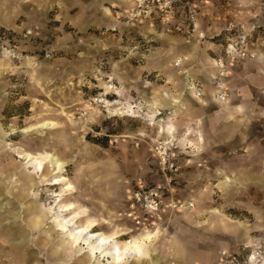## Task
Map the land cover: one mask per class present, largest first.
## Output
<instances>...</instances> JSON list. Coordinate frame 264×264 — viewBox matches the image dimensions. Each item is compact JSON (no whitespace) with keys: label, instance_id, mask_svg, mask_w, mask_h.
Returning <instances> with one entry per match:
<instances>
[{"label":"rangeland","instance_id":"rangeland-1","mask_svg":"<svg viewBox=\"0 0 264 264\" xmlns=\"http://www.w3.org/2000/svg\"><path fill=\"white\" fill-rule=\"evenodd\" d=\"M214 2L102 1L97 10L88 8L87 21L99 22L86 25L72 22L79 19V5L27 2L34 5L32 17L19 14L21 27L10 31L12 44L28 56L0 63V264H144L135 260L155 254L162 264H264V150L248 147L252 140L264 144L263 132L250 135L246 147L229 150L208 144L187 124L178 128L184 122L178 114L187 113L190 100L204 103V96L198 100L188 92L189 83L179 103L151 102L162 111L153 121L112 115L93 102L107 84L122 89L119 97L111 89L107 100L147 109V100L160 101L161 87L179 92L167 83L171 72L158 69L185 46L176 37L196 43L204 54L218 31L222 46L215 59L224 58L228 44L252 51L257 28L246 34L242 24L229 23L230 16L243 14L240 8L231 0ZM211 78L226 81L219 71ZM169 115L176 118L165 120ZM44 122L54 127L32 129ZM48 153L64 163L60 172L49 169ZM29 154L43 162L41 173ZM58 213L77 228L94 225L105 236L118 231L120 237L111 236L123 258L115 262L69 240L56 222ZM172 243L178 254H171ZM128 244L139 245L141 255L126 257Z\"/></svg>","mask_w":264,"mask_h":264},{"label":"crops","instance_id":"crops-1","mask_svg":"<svg viewBox=\"0 0 264 264\" xmlns=\"http://www.w3.org/2000/svg\"><path fill=\"white\" fill-rule=\"evenodd\" d=\"M30 1L34 0H0V31H4L11 39L13 38V33L10 30L18 32L17 30L21 27V25L16 22V18L19 14H24L27 19L28 17H32L34 5L30 7V4L27 3ZM54 1L63 8L64 6L67 8L72 5H79V7H81L80 14L78 16L79 19H74L72 22H74V24L81 25L90 23L97 24L99 22L97 19L87 21L88 8L94 7L95 10H97L98 5H100L102 1L109 3L122 2V0H91V4H87V0ZM210 2L215 3L214 0H210ZM230 3L235 5V8H240L239 12L243 13L230 16V18H232L229 22L230 24H242L245 29L243 32L246 34L247 32L249 34L253 27H256L257 29L252 32V48L248 46L252 49L251 52L254 56L245 58L244 60L242 59L234 66L228 67V69L225 68L226 77L223 78L226 80L224 87L227 93L226 100L224 102H218L215 98L219 81L218 79L213 80L211 78L217 77V72L219 71L214 62V56L219 54V51L217 50H219L220 46H222L219 37L220 33H218V31L213 32L210 40L207 41V51H203L204 54H202V51H197L198 46L196 43L186 45L176 37L175 39L178 40L179 45L185 46L162 59L159 62L160 64L158 69H161V71L164 70L171 72L172 75L168 79L167 83L172 82L175 85L176 90L180 91L173 92L172 90H167V87H161L159 93L160 101L147 100L150 104L151 102L157 104L162 102L167 103L168 100L179 103L178 100H181V95H183L181 94V90H186L187 84L190 81L199 85V88L203 92L204 98H202L204 103H198L195 99L190 100L189 106L186 107L187 113L184 115L178 114V121H184L178 125V128H182L183 130L187 124L191 127L192 134L194 133L199 138L206 136L208 144H219L226 146L229 150L235 148L236 146L246 147L247 138L250 135L252 136L257 133V131L264 133V0H231ZM23 7H26V10H23ZM113 20L114 18H112L111 22H113ZM26 29L30 28L23 27L20 31ZM162 53L163 51L160 54ZM180 58L183 59V64L180 67H175L174 61ZM171 66L173 68H180L179 72L172 69ZM33 69L35 72V68ZM40 73H45V70H42ZM169 86L172 88L171 84L168 85V87ZM188 92H190L192 96L194 95V97H196L192 91L188 90ZM198 100H200V98H198ZM195 102H197V107L200 112H204L205 115L203 117L198 116L199 113L197 112L198 109ZM209 108H211V111L208 110ZM164 110H166V108H164ZM195 127L197 128V131L194 129ZM251 146H253L254 149H260L261 151L264 150V144L260 143L258 140H252L251 144H248V147ZM226 177L233 178L230 176ZM238 181L240 180L237 179V182ZM259 182L264 184V181ZM111 235H117V237H120L121 234L118 231H114ZM58 247L60 249H64L60 245ZM171 247V254H173V252L174 254H178L179 250L176 245L172 243ZM64 250L65 256H67L68 252L66 249ZM146 256L149 257L155 264H162L163 260H161V255H145L144 257ZM144 257L143 259H145ZM143 259L135 261L146 264L143 262ZM127 262H129V260L123 263ZM208 262L210 263V261ZM208 262L205 261L206 264H208ZM81 264H88V260L82 259Z\"/></svg>","mask_w":264,"mask_h":264},{"label":"bare ground","instance_id":"bare-ground-1","mask_svg":"<svg viewBox=\"0 0 264 264\" xmlns=\"http://www.w3.org/2000/svg\"><path fill=\"white\" fill-rule=\"evenodd\" d=\"M114 21H116L115 18H114L113 22ZM114 29H115V27H113V30ZM182 64H183V59H181V58L176 59L174 61L175 67H176V65L180 67ZM215 65H217L216 60H215ZM31 66L33 67L32 63H31ZM33 68H35V66ZM218 70H219V78H223L224 76H226V73L222 72L221 69H218ZM0 71H1V68H0ZM222 81L223 80H221V82L219 81V85H218V89H217L216 93H218L219 90H221L225 87V83H223ZM188 88L190 91H192L195 94L196 97L200 98V100H201L202 97L197 96V93L195 91V85L193 82H189ZM111 89H113V91ZM121 90L122 89L118 88L117 86H114L112 84H110V85L107 84L106 89L104 88V92H103L104 95L93 98V102L102 103V106H104L106 108V110L109 113H111L112 115H118V114L139 115L140 114V115L144 116V118L148 121H153L156 119L158 111L161 110V109H159L160 107H157V105L149 104L150 108L147 109L146 107H141L136 102L135 103L125 102L119 98H114L111 100H107V98H105L106 95L109 94L111 91L116 93L119 97V93H121ZM202 101H204V100H202ZM219 101L220 100H218V102ZM224 101H222V102H224ZM174 118H176L174 115L173 116L169 115L165 120H173ZM53 124L54 123L44 122V123L36 125L32 129H37V128L50 129V128L54 127ZM32 129L31 128H25V129H23V132H29ZM45 160L46 161L48 160L49 169L54 167V169H51V170L55 171L54 173L60 172L64 166V163L59 161L58 157H56L55 155H53L51 153H48L46 155ZM28 161H30V162L32 161V164L35 166V171H38L40 173L42 172L43 162L37 156L29 154L28 155ZM65 219H67V218H65ZM56 222L59 224L60 230L62 229L64 231L68 232L69 240H72V241L78 240L81 243H83L85 246L90 247V249H92L94 252H98L99 255L102 254V256L108 257L109 259L112 258L115 262H118L123 258L121 256V254L119 253L120 248H119L118 242L116 240V236H111V235L105 236L104 232L94 231V230H92V227L94 225H87V226L84 225V227H82V228H77L75 221H74V223H70L68 220L65 221L64 219H62L60 213H58L56 216ZM86 224H88V223H86ZM71 227H72V229H71ZM66 238H67V236H66ZM146 238L149 239L150 236H148ZM123 253L126 257L130 256V257H133L136 259L138 256L141 255V248L139 245L128 244Z\"/></svg>","mask_w":264,"mask_h":264},{"label":"built area","instance_id":"built-area-1","mask_svg":"<svg viewBox=\"0 0 264 264\" xmlns=\"http://www.w3.org/2000/svg\"><path fill=\"white\" fill-rule=\"evenodd\" d=\"M26 34H31L30 29L25 30V35ZM11 38L4 32L0 31V63H3L5 61H10V62H16V61H23L24 56H28L26 54H23L22 51L18 50L15 45L12 44ZM46 57L49 56V54H45ZM253 53L246 47H240V48H235L232 44H228L227 47L224 50V58H217L215 59L217 62V67L218 69H221L222 72L225 73V68L227 67V64L229 62H232L233 60L236 59H243L245 57H253ZM33 63L34 67V62L31 60ZM176 67H179L176 65ZM195 91L197 93V96L202 97L203 92L202 90L195 86ZM215 98L220 101H224L227 98V93L225 88L219 90L218 93L215 94ZM162 111L159 110L157 113V116L161 115ZM139 191H136L135 193V198L136 199H141L139 196Z\"/></svg>","mask_w":264,"mask_h":264}]
</instances>
